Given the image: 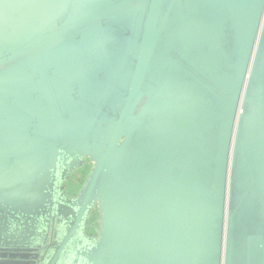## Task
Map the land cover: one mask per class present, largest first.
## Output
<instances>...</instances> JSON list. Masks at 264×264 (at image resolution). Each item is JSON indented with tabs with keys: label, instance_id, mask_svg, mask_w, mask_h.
Here are the masks:
<instances>
[{
	"label": "water",
	"instance_id": "95a60500",
	"mask_svg": "<svg viewBox=\"0 0 264 264\" xmlns=\"http://www.w3.org/2000/svg\"><path fill=\"white\" fill-rule=\"evenodd\" d=\"M0 264H264V0H0Z\"/></svg>",
	"mask_w": 264,
	"mask_h": 264
}]
</instances>
